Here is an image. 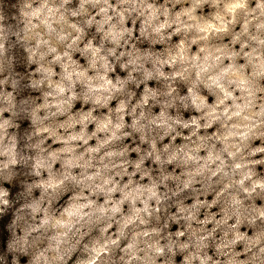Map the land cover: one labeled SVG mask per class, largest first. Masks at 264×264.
<instances>
[{"label": "clouds", "instance_id": "1", "mask_svg": "<svg viewBox=\"0 0 264 264\" xmlns=\"http://www.w3.org/2000/svg\"><path fill=\"white\" fill-rule=\"evenodd\" d=\"M0 264H264V0H0Z\"/></svg>", "mask_w": 264, "mask_h": 264}]
</instances>
